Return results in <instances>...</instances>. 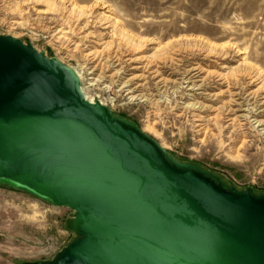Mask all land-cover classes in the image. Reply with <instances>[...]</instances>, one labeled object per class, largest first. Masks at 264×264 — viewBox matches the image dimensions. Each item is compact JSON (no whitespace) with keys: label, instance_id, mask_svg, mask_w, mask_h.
<instances>
[{"label":"water","instance_id":"1","mask_svg":"<svg viewBox=\"0 0 264 264\" xmlns=\"http://www.w3.org/2000/svg\"><path fill=\"white\" fill-rule=\"evenodd\" d=\"M0 182L76 212L78 239L43 264H264V196L180 169L74 70L2 35Z\"/></svg>","mask_w":264,"mask_h":264},{"label":"rangeland","instance_id":"2","mask_svg":"<svg viewBox=\"0 0 264 264\" xmlns=\"http://www.w3.org/2000/svg\"><path fill=\"white\" fill-rule=\"evenodd\" d=\"M93 10L113 18L124 35L117 27L109 38L108 30L93 24ZM0 35L74 70L88 101L105 102L113 118L153 141L180 169L205 174L234 193L264 196V137L248 125L226 128L223 121L204 131L194 111L179 106L192 63L212 71L244 59L264 72V0H0ZM206 40L217 47H207ZM236 50L240 57L232 58ZM151 64L173 83L149 84L152 97L126 95L120 78ZM110 67L120 78L102 77ZM75 218L73 210L0 182V264L50 261L78 239Z\"/></svg>","mask_w":264,"mask_h":264},{"label":"bare ground","instance_id":"3","mask_svg":"<svg viewBox=\"0 0 264 264\" xmlns=\"http://www.w3.org/2000/svg\"><path fill=\"white\" fill-rule=\"evenodd\" d=\"M91 15L93 24L101 30H108V37L113 40V31L118 27L117 22L103 12L95 13L93 10ZM118 32L120 35H124L120 28ZM100 37L99 34L98 38ZM103 44L110 46L111 42ZM145 44L147 47L151 45L161 47L154 41H146ZM204 44L209 48H215L218 45L209 40H206ZM135 46L139 48L141 45L135 44ZM223 46L219 45L221 48ZM158 47L154 49L155 52L160 50ZM231 57L239 58L238 50ZM99 58V61H107L102 56ZM219 58L223 61V58ZM219 64L216 66V70L212 71L205 69L199 63H192L188 67L182 79L186 94L183 93L182 100L184 101L179 104L180 109L189 106L194 111L198 126H202L204 131L208 128L207 126L217 125L218 121H223L226 128H242L248 125L252 131L264 137V72L250 66L244 59H241L240 64L236 67H231L227 62ZM114 68L106 69L107 76L103 74L102 77H108V80L114 76L120 78V72ZM133 69L139 71L132 73L131 76H123L119 82L120 89L133 98L145 97V93L149 90V84L155 88H162L167 83H173L165 77L161 68L156 64ZM77 76L79 77L78 73ZM209 82L212 83V86H209ZM83 93L85 95V92ZM148 95L153 96L151 92H148ZM100 103L104 106L107 105L105 102ZM242 136L243 132H239V137L242 138Z\"/></svg>","mask_w":264,"mask_h":264}]
</instances>
